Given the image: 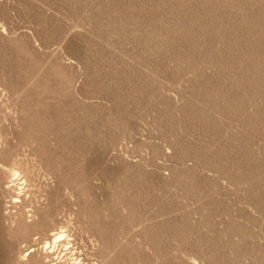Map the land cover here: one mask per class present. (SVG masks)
<instances>
[{
  "label": "rangeland",
  "instance_id": "obj_1",
  "mask_svg": "<svg viewBox=\"0 0 264 264\" xmlns=\"http://www.w3.org/2000/svg\"><path fill=\"white\" fill-rule=\"evenodd\" d=\"M28 249L264 264V0H0V264Z\"/></svg>",
  "mask_w": 264,
  "mask_h": 264
},
{
  "label": "bare ground",
  "instance_id": "obj_2",
  "mask_svg": "<svg viewBox=\"0 0 264 264\" xmlns=\"http://www.w3.org/2000/svg\"><path fill=\"white\" fill-rule=\"evenodd\" d=\"M25 89V88H24ZM45 114H44V111H43V108L42 107H38L36 109V112H34V116L33 118H27V123H28V127H29V131H32V134L35 133V137H32V139H34L35 141V144H36V149L34 150L35 151V155L37 157L40 158V160L45 157V139H44V130L46 128V122H45ZM35 119V120H34ZM36 227L38 229H42L44 227V224L43 222L41 221L40 223H35L33 225H31V228ZM35 228V229H36ZM26 230V229H25ZM27 231V230H26ZM106 234V233H105ZM30 235V234H29ZM107 235V234H106ZM63 236L59 233H55L54 235H52V238H53V241L54 243L59 241ZM64 240V239H63ZM61 242V241H60ZM55 245V244H54ZM47 246L48 245V241L46 243V246L44 247V251H47ZM50 247V246H49ZM35 253L34 250L32 249H28L27 251H25V256H30V259L32 260L31 261V264H40L38 261H37V257L35 258ZM74 255V254H73ZM36 260H35V259ZM76 260V259H75ZM198 260V259H197ZM81 261V260H80ZM45 264V263H44Z\"/></svg>",
  "mask_w": 264,
  "mask_h": 264
}]
</instances>
